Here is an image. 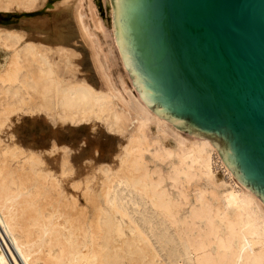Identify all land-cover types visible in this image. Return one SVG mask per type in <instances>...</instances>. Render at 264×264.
Here are the masks:
<instances>
[{
	"label": "bare ground",
	"instance_id": "6f19581e",
	"mask_svg": "<svg viewBox=\"0 0 264 264\" xmlns=\"http://www.w3.org/2000/svg\"><path fill=\"white\" fill-rule=\"evenodd\" d=\"M45 2L0 0V9ZM103 2L110 30L92 0L72 10L99 87L70 44L0 29L9 55L0 67V264H264V203L208 139L184 138L133 97L113 68L115 59L125 66ZM37 115L125 133L115 166L22 138V119Z\"/></svg>",
	"mask_w": 264,
	"mask_h": 264
},
{
	"label": "water",
	"instance_id": "95a60500",
	"mask_svg": "<svg viewBox=\"0 0 264 264\" xmlns=\"http://www.w3.org/2000/svg\"><path fill=\"white\" fill-rule=\"evenodd\" d=\"M109 2L139 98L264 203V0Z\"/></svg>",
	"mask_w": 264,
	"mask_h": 264
},
{
	"label": "rangeland",
	"instance_id": "374dc122",
	"mask_svg": "<svg viewBox=\"0 0 264 264\" xmlns=\"http://www.w3.org/2000/svg\"><path fill=\"white\" fill-rule=\"evenodd\" d=\"M45 6L28 10L17 8L0 9V29H15L21 31L27 39L42 40L48 37L52 42L61 41L68 43L81 54V71L86 75L88 81L98 86L100 82L90 65L88 51L81 43L78 36L76 25L73 21L72 10L74 0H45ZM98 17L107 30H110V8L103 0H92ZM44 41V40H43ZM9 55L7 52L0 50V67L5 66ZM115 72L123 78L127 87L131 90L133 97L138 94L135 91L125 67L120 68L119 60L115 59ZM117 70V71H116ZM124 70V71H123ZM128 82V83H127ZM100 86V85H99ZM98 86V87H99ZM139 97V96H138ZM22 138L27 141L37 143L45 142L47 139L63 143L72 155L78 156L84 160L87 165L101 163L111 165L116 164L115 155L119 151V144L123 142L125 133H119L109 130L101 120H83L74 123L65 120L64 123H50L40 115L34 119L24 117L18 126ZM174 128L184 138H190L191 135ZM63 140V141H60ZM86 165V166H87ZM221 175V170H218ZM83 204L84 201L80 200ZM91 211V208L87 207Z\"/></svg>",
	"mask_w": 264,
	"mask_h": 264
}]
</instances>
